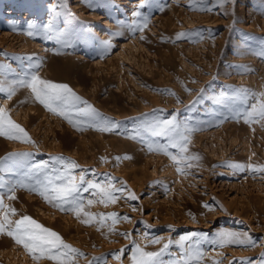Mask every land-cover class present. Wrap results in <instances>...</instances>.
Wrapping results in <instances>:
<instances>
[{
  "label": "rangeland",
  "instance_id": "374dc122",
  "mask_svg": "<svg viewBox=\"0 0 264 264\" xmlns=\"http://www.w3.org/2000/svg\"><path fill=\"white\" fill-rule=\"evenodd\" d=\"M138 2L0 0V107L33 141L0 136V183L5 185L0 193L16 210L9 218L27 215L57 232L83 254L77 264H132L136 245L159 251L169 242L160 257L163 264L187 259L189 246L203 253L199 264H264V172L248 167H264V121L246 124L231 118L238 103L232 98L241 90L264 92V57L259 55L264 51V0H149L142 9ZM134 11L140 16L134 17ZM144 17L147 28L134 30ZM50 22L53 29L46 32ZM30 30L35 34L29 36ZM61 33L69 34L71 46H64ZM37 63L42 78L68 84L119 127L78 131L36 102L29 88L13 84ZM173 116L198 129L188 147L200 159L191 168L179 165L183 173L170 156L155 150L166 143L164 138L143 131L130 138L148 122ZM56 157L75 161L77 177L83 172L86 180L101 183L112 177L116 188H126L107 206L91 191L83 193L86 212L130 219L85 224L83 214L78 218L60 211L20 187L15 199L7 198V186L31 184L32 167L51 166ZM129 192L137 199H126ZM87 199L97 202L88 206ZM227 232L254 243H213ZM190 234H195L191 240L181 241ZM157 239L160 243L152 242ZM0 264L55 261L34 260L0 234Z\"/></svg>",
  "mask_w": 264,
  "mask_h": 264
},
{
  "label": "snow or ice",
  "instance_id": "6c2138e0",
  "mask_svg": "<svg viewBox=\"0 0 264 264\" xmlns=\"http://www.w3.org/2000/svg\"><path fill=\"white\" fill-rule=\"evenodd\" d=\"M149 0H139L137 7L144 8L148 4ZM210 10V9H202ZM134 17L140 16L139 11L132 13ZM149 22L148 17H144L142 25L133 24L134 30L143 31L147 28ZM33 26H30V29ZM53 29V23L50 22L45 26L46 32H51ZM29 36L35 34L33 30L27 33ZM185 34H179L178 39L184 38ZM60 39L64 46H71V37L67 33H61ZM144 39V37H141ZM59 54V53H57ZM259 55L264 57V51ZM4 67L0 65V68ZM41 67L39 63L29 66L25 71L24 78L19 81H14L13 84H19L20 86L27 87L31 90L32 97L36 102L43 105L48 111L57 114L66 119L70 124L77 128L78 131H83L85 127H93L96 130L102 132L115 131L119 125L113 121H110L103 116L86 100H83L78 96L72 88L65 83H57L42 78L37 70ZM3 91V89H0ZM14 88H10L7 92L6 98H11ZM233 102L237 103L235 107L231 109L234 115L231 118L236 120H243L246 124H253L260 121H264V92L261 93H247V90H241L237 96H234ZM249 100L254 101L249 104ZM227 118V117H226ZM196 128H190L187 125H182L177 122L175 116L171 119H154L148 122L137 130L135 135H132L131 139H136L140 136L141 131L147 132L154 137H161L166 140V143L159 145L155 150L170 158L178 165L177 171L183 173L185 169L179 167L184 165L187 168L193 166V161H199L198 155H192L189 153L188 145L191 142L192 134L197 131ZM0 136H4L10 140H16L20 142L33 143L27 131L19 124L15 123L4 107H0ZM150 150L151 146H149ZM169 149H176L177 153L173 154ZM124 159H130L125 156ZM117 160L121 157H117ZM80 166L75 162L68 160L64 157L53 158L51 166L49 162H42L35 165L31 169L30 180L31 184H25L20 182L16 185L7 186V198L15 199V190L17 187L24 188L30 192L38 193L45 202L52 207L59 209L63 212L74 213L76 217H80L83 214L86 219L82 222L90 224L93 220H97L98 223L103 225L104 221L111 220L112 224H116L119 220H129L128 216H119L117 213L98 214L94 215L85 211V202L83 193L91 191L93 197H99V202L105 206L114 204L117 200L123 196L126 188H116L112 177H109L105 182H97L93 180H86L85 174L81 172L77 177L74 172ZM239 170L243 171L245 166L235 165ZM253 172H264V167H253ZM5 185L0 183V188H4ZM119 194V195H117ZM5 194L0 193V234H6L11 237L17 245H21L34 260H40L47 258L51 261H55V264H77L76 257L83 255L77 249L66 243L64 239L54 230H51L30 216L24 215L19 219L12 221L10 215H15L16 210L11 208L10 205L4 203ZM126 199L135 200L137 197L128 193ZM97 201L94 199H87V205L91 206ZM207 207V206H206ZM109 230L113 229L109 227ZM127 236V234H124ZM195 234L181 237V241H189ZM153 243H160V241L153 240ZM170 243H165L159 251H146L139 245H136L132 256V264H163L160 257L168 250ZM220 246L224 244H243L254 243L250 238L241 239L240 234L234 232L220 233L217 240L213 241ZM183 246V245H182ZM187 259L177 262V264H199V258L203 257V253L200 251L192 252L191 246L186 250ZM214 264H219L215 262Z\"/></svg>",
  "mask_w": 264,
  "mask_h": 264
}]
</instances>
